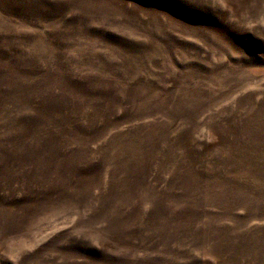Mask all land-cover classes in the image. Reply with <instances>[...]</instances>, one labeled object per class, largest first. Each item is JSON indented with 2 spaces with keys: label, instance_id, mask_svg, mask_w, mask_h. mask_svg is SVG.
Wrapping results in <instances>:
<instances>
[{
  "label": "rangeland",
  "instance_id": "374dc122",
  "mask_svg": "<svg viewBox=\"0 0 264 264\" xmlns=\"http://www.w3.org/2000/svg\"><path fill=\"white\" fill-rule=\"evenodd\" d=\"M0 264H264V0H0Z\"/></svg>",
  "mask_w": 264,
  "mask_h": 264
}]
</instances>
